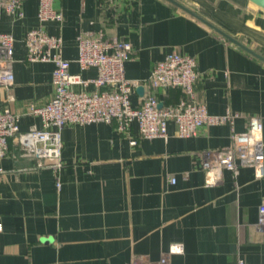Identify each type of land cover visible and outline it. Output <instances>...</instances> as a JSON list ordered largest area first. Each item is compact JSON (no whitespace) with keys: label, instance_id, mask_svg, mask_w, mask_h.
<instances>
[{"label":"crops","instance_id":"obj_1","mask_svg":"<svg viewBox=\"0 0 264 264\" xmlns=\"http://www.w3.org/2000/svg\"><path fill=\"white\" fill-rule=\"evenodd\" d=\"M178 1L264 56L262 8L249 0ZM55 7L61 22H41L39 0H25L23 16L0 7V33L15 38V81L0 85V108L20 115L22 132L42 127L31 106L54 95V63L30 61L24 42L41 25L62 37L70 71L84 78L98 71L77 63L80 36L103 31L130 41L125 74L138 82L134 105L149 94L162 106L184 99L181 88H153L150 76L171 52L194 56L196 100L211 114L240 116L190 137L178 136L174 122L167 138L142 137L136 122L126 133L106 122L67 125L59 169L39 166L12 138L0 159V264H159L173 243L184 245L171 254L174 264H264V175L248 165L215 168L208 184L203 166L207 152L231 145L253 116L263 121L264 142V61L168 0H55Z\"/></svg>","mask_w":264,"mask_h":264},{"label":"built area","instance_id":"obj_2","mask_svg":"<svg viewBox=\"0 0 264 264\" xmlns=\"http://www.w3.org/2000/svg\"><path fill=\"white\" fill-rule=\"evenodd\" d=\"M24 2L0 0V7L23 16ZM38 19L41 22H61L63 13L56 9L55 0H39ZM24 42L30 61L54 63V95L44 105L31 106V111L40 117L42 127L25 132L20 130L19 114L8 106L0 108V159L8 154L10 140L15 138L25 154L37 159L39 166L59 169L63 166L62 130L72 124L106 122L114 124L118 132L126 133L136 122L142 137L167 138L169 123L174 122L178 136L190 137L197 135L204 126L233 122L240 116L231 111L224 115L211 114L206 104L196 100L195 84L200 71L194 56L171 52L156 63L150 76L153 88H181L185 92L184 99L175 105L159 107L156 95L149 94L140 105H134L131 92L138 82L129 80L125 74L126 62L133 55L130 41L119 37L107 39L103 31L80 36L76 61L82 69L96 68L98 74L93 78H84L80 73L70 71L71 60L62 55V37L50 34L42 25L29 29ZM14 51V35L0 33V85L5 87L15 81ZM90 84H94L95 89L88 90ZM263 144V121L259 116H253L246 130L232 134L231 145L207 152L203 163L209 175L207 183L214 182L215 168L236 172L239 166L248 165L255 168L258 177L263 176ZM57 185L60 186L59 180ZM258 222L264 225V204L260 206ZM183 251L182 243H173L159 264H174L171 254ZM238 264L257 263L241 259Z\"/></svg>","mask_w":264,"mask_h":264},{"label":"water","instance_id":"obj_3","mask_svg":"<svg viewBox=\"0 0 264 264\" xmlns=\"http://www.w3.org/2000/svg\"><path fill=\"white\" fill-rule=\"evenodd\" d=\"M168 1H170L173 4H175L176 6L180 7L181 9L185 10L186 12L190 13L191 15L195 16L196 18L200 19L201 21L206 23L208 26H210V27L214 28L215 30H217L218 32H220L223 36H225L229 40L235 42L237 45H239L242 48H244L247 52L251 53L252 55H254V56H256V57H258V58H260L261 60L264 61V56L263 55H261L258 52L254 51L252 48L248 47L247 45L243 44L242 42H240L239 40H237L236 38H234L233 36H231L230 34L225 32L224 30L220 29L219 27L214 25L212 22H210L209 20H207L206 18H204L199 13H197L193 9L189 8L188 6L183 4L182 2H180L178 0H168ZM249 1L264 10V0H249ZM138 90L142 91L143 90V86H139ZM159 107H162V103H159Z\"/></svg>","mask_w":264,"mask_h":264}]
</instances>
